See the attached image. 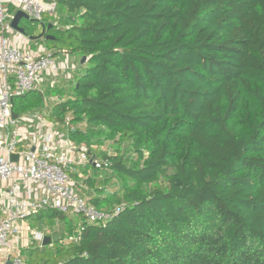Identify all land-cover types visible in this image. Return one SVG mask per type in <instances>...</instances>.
I'll list each match as a JSON object with an SVG mask.
<instances>
[{
    "label": "trees",
    "instance_id": "16d2710c",
    "mask_svg": "<svg viewBox=\"0 0 264 264\" xmlns=\"http://www.w3.org/2000/svg\"><path fill=\"white\" fill-rule=\"evenodd\" d=\"M52 1L63 25L22 19L24 35L82 65L49 119L111 162L76 167L77 192L122 209L63 244L68 225L36 264H264V0ZM49 92L13 110H40Z\"/></svg>",
    "mask_w": 264,
    "mask_h": 264
},
{
    "label": "built area",
    "instance_id": "2783aa9c",
    "mask_svg": "<svg viewBox=\"0 0 264 264\" xmlns=\"http://www.w3.org/2000/svg\"><path fill=\"white\" fill-rule=\"evenodd\" d=\"M11 6L14 11L9 10ZM19 9L31 20L44 21L57 15L58 4L52 0H0V264H27L21 251L13 247L11 235L31 214L57 210L79 216L81 221L63 240L70 243L80 239L83 221L104 224L122 209L104 210L89 203L77 192L70 173L88 164L105 168L111 164L108 158L88 154L43 121L13 118V98L40 89L45 75L57 67L53 50L13 44L11 22ZM59 138H64L62 146ZM13 155H18L17 161L12 160ZM33 236L43 247L44 234L34 232Z\"/></svg>",
    "mask_w": 264,
    "mask_h": 264
},
{
    "label": "rangeland",
    "instance_id": "374dc122",
    "mask_svg": "<svg viewBox=\"0 0 264 264\" xmlns=\"http://www.w3.org/2000/svg\"><path fill=\"white\" fill-rule=\"evenodd\" d=\"M58 10L60 13L64 12V10L60 6L58 7ZM60 18H61V15L59 13H57L56 16L52 17L53 21L56 24H59V26L63 25V23H64L62 20H60ZM52 19L50 17H46L45 20L50 22ZM10 33L11 34H9V36H11L13 38H14L15 34H18V33H16V31H11ZM20 36L25 37V40H26L25 42L26 43L28 42V44L26 45L27 48H30L32 50H36L38 46H45V47H46V45L51 46L48 48L50 50H53V52L55 53L57 62L60 63V61H58V60H62L64 58V57H62V55H63V54H61L62 52L55 51V50H59V48H61V44L58 41L52 40L49 42L48 40H38V41H35L38 43L33 44L30 41L32 39L27 38L23 34H20ZM30 43L33 45H31ZM28 45H30V46L28 47ZM70 58H71V61H73V59H75L77 64L80 63L82 65V58L79 55H77L75 53H71ZM77 67H78V65H74L73 66L74 70L67 69V71H64V70L57 71L56 74H53V73H55V72H53V70H55V68H54L51 71L53 73L48 75V77H47V80L51 81V83H49L50 85L48 86V85L42 84L41 89H40V91H42V92L50 90V92H49L50 96H48L46 98L45 105L40 110H37L35 112H31V113H28V114H25L22 116L33 117L35 123H39V122L43 121V123L48 127H50L49 123L51 122L53 124L52 125L53 130L59 131L61 133V135H66L64 133L65 130L61 129L62 125L61 124L56 125V122L53 123L54 121L50 120L49 118L51 115V110H53L54 106H56L57 104H60L61 102H64L67 98H71L75 95L74 94V87L76 85L75 75L77 73V71L75 69ZM44 81H43V83H44ZM66 126L68 127L69 125L67 124ZM99 147L100 148H98V150H97L98 152L103 151V152H107L108 154L114 152L116 149V146L113 144V141L109 142L105 146L101 147V145H100ZM71 176H72L73 181H75V178L72 175V172H71ZM81 177H84V175H81ZM79 221H81V218L79 216L74 215V214L66 215L65 219L64 218L62 219L59 217H54V216L43 215L41 217L35 216V217H30V218L26 219V225H29L31 228H33L35 230V232H40V233H44V235L45 234L47 235L48 234L47 231H50L51 228H56L59 225H61V226L64 225L63 227H65V228H66V226L70 225V226L75 228L77 226V224L79 223ZM34 243L35 244H33V246L35 247V249L23 251V257H24L25 261L27 262V264H36L37 259L40 257V254L43 251L40 243H37V242H34ZM59 246H60V243H57L56 247H59Z\"/></svg>",
    "mask_w": 264,
    "mask_h": 264
},
{
    "label": "crops",
    "instance_id": "0c3cea01",
    "mask_svg": "<svg viewBox=\"0 0 264 264\" xmlns=\"http://www.w3.org/2000/svg\"><path fill=\"white\" fill-rule=\"evenodd\" d=\"M17 33V32H16ZM11 37V36H10ZM11 39H12V42H13V44L14 45H18V46H23V47H25V48H27L26 47V45L28 44V42L26 43L25 41V37H21L20 36V34H15L14 35V38L13 37H11ZM27 39V38H26ZM33 44H36V43H38V42H35V41H38V40H30ZM31 44V43H30ZM33 44H31V45H33ZM30 45H28V47H29ZM45 47V46H44ZM38 48V47H37ZM55 51H58V52H60L59 50H55ZM68 51H64L63 53H61V54H63L62 55V57H64L62 60H58V61H60V63L59 62H57V67L55 68V70H53V72H55V73H53V72H49L48 74H46L45 75V77H44V83H42V84H45V85H50L49 83H51V81H48L47 80V77H48V75H50V74H56V72L57 71H62V70H64V71H67V69H69V70H74V68H73V66L74 65H78V67L75 69L76 71L78 70V69H80V63L79 64H77V62L75 61V59H73V61H71V58H70V56H71V53H67ZM81 62V61H80ZM74 64V65H73ZM73 65V66H72ZM43 88V87H42ZM41 89V88H40ZM43 90V89H42ZM51 123V122H50ZM49 123V125L50 126H52L53 124L51 123L50 124ZM53 123H55V122H53ZM56 125H60L59 123H57L56 122ZM32 127L34 128V125H32ZM46 129V128H45ZM64 136H66L67 137V135H64ZM59 140L61 141V143H60V145L61 144H64L63 143V140H64V138H59ZM62 146V145H61ZM38 214V213H37ZM36 216V214H31L28 218H30V217H35ZM27 218V219H28ZM64 226V225H63ZM63 226H61V225H59V226H57L56 228H51L50 229V231H47L48 232V236H51L53 233H55V232H60L62 235H63V233H66L68 230H67V226H66V228L65 227H63ZM34 232H35V230L33 229V228H31L29 225H26V220L25 221H23V222H21L20 223V227H19V230L17 231V232H14L12 235H11V243H12V245H13V247L15 248V249H19L20 251H21V253L23 254V251L24 250H33V249H35V247L33 246V244H35L34 242H37V243H40V242H38L37 240H35V238H34V236H33V234H34ZM42 232V231H41ZM44 234V233H43ZM46 234L44 235V236H47ZM61 239H62V237H61ZM60 239V240H61ZM42 244H43V242H42ZM56 244L57 243H52V245H51V247H56ZM32 245V246H31ZM43 247H44V245H43ZM42 248V247H41Z\"/></svg>",
    "mask_w": 264,
    "mask_h": 264
},
{
    "label": "water",
    "instance_id": "95a60500",
    "mask_svg": "<svg viewBox=\"0 0 264 264\" xmlns=\"http://www.w3.org/2000/svg\"><path fill=\"white\" fill-rule=\"evenodd\" d=\"M22 19H30L29 18V15L27 13H25L23 10H17V12L15 13V16L11 22V26L12 28L21 33V34H25V29L22 28L20 26V21ZM52 27V24H49L48 26V29ZM46 32V29L45 31L43 32L42 35H44V33ZM41 35V36H42ZM47 38H50V39H55V36H51V35H47ZM32 40H35L34 38H32ZM18 117V114H16V112L13 110V118H17ZM12 160L13 161H17L18 160V155H13L12 156ZM62 237V234L60 232H55L53 233L51 236H45L44 239H43V245L44 246H49V245H52V243H58L60 241ZM8 264H11L10 262Z\"/></svg>",
    "mask_w": 264,
    "mask_h": 264
}]
</instances>
